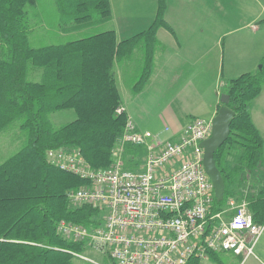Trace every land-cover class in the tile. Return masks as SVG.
I'll list each match as a JSON object with an SVG mask.
<instances>
[{
  "label": "trees",
  "instance_id": "16d2710c",
  "mask_svg": "<svg viewBox=\"0 0 264 264\" xmlns=\"http://www.w3.org/2000/svg\"><path fill=\"white\" fill-rule=\"evenodd\" d=\"M54 3L62 33L92 32L64 44L33 48L30 11L36 0H0V134L18 123L23 136L17 152L0 164V264H89L72 255L86 252L84 244L64 241L56 228L65 221L89 229L99 224L93 219L100 212L69 203V193L86 182L51 165L46 152L77 149L91 168H109L126 122V115L114 113L120 106L114 64L141 49L142 68L134 85L140 91L152 72L156 33L169 29L167 0H157L155 18L146 31L122 42L113 30L100 31L111 20L109 0ZM260 67L226 83V107L234 117L228 139L214 154L225 184L223 199L214 200L216 210L231 197L232 173L225 164L229 153L240 149L247 169L262 160V139L249 112L264 84V56ZM61 111H73L76 118L54 129L49 116ZM249 205L254 222L263 225L264 201Z\"/></svg>",
  "mask_w": 264,
  "mask_h": 264
},
{
  "label": "built area",
  "instance_id": "2783aa9c",
  "mask_svg": "<svg viewBox=\"0 0 264 264\" xmlns=\"http://www.w3.org/2000/svg\"><path fill=\"white\" fill-rule=\"evenodd\" d=\"M114 113L126 115L122 106ZM210 133L211 121L196 119L178 140L161 139L139 132L126 115L112 151L113 162L105 170L91 168L77 149L47 151L51 165L86 182L69 193V203L100 212L93 219L98 225L88 229L61 221L57 235L83 243L86 251L103 255L112 264H188L220 252L246 260L253 255L264 224L254 222L246 201L229 198L223 208L215 209L200 147ZM128 147L144 151L140 171L126 169ZM72 255L93 262L84 253Z\"/></svg>",
  "mask_w": 264,
  "mask_h": 264
},
{
  "label": "crops",
  "instance_id": "0c3cea01",
  "mask_svg": "<svg viewBox=\"0 0 264 264\" xmlns=\"http://www.w3.org/2000/svg\"><path fill=\"white\" fill-rule=\"evenodd\" d=\"M109 1L110 28L101 27L100 31L113 30L118 42L146 31L155 18L157 0ZM188 1L167 0L165 21L169 29L162 28L156 33L152 72L140 91L134 90V85L142 68L141 49H135L113 67L120 106L133 120L137 130L172 141L179 139L191 121H211L222 106L220 97L226 95L227 81L258 72L264 56L263 48L262 54L255 56L249 53L247 58L242 59L236 47L239 41H232L226 57L224 26L210 23L200 8L187 7ZM116 15L121 17L119 22L115 21ZM259 21L264 23L263 19L253 20ZM253 27L256 29L253 30ZM247 28L252 32L258 31L256 26ZM58 33H62L60 29ZM249 112L251 122L262 139V160L254 169H247L241 163V154L239 165L229 168L232 173L229 193L230 198L236 201L256 205L264 201V84L260 95L251 103ZM154 119L162 121L163 128L153 132L148 127L154 124ZM125 155L128 162L134 161L140 166L145 153L141 149H130ZM199 264H264V231L253 249V255L246 260L220 252L210 253Z\"/></svg>",
  "mask_w": 264,
  "mask_h": 264
},
{
  "label": "rangeland",
  "instance_id": "374dc122",
  "mask_svg": "<svg viewBox=\"0 0 264 264\" xmlns=\"http://www.w3.org/2000/svg\"><path fill=\"white\" fill-rule=\"evenodd\" d=\"M187 7L191 9L200 8L204 13L206 19L210 23H219L224 26L226 30L225 44L226 57L227 48H230L232 41H239L238 54L243 59L247 58L248 54L258 55L262 54L264 48V23L253 22L255 18L264 20V0H189ZM195 16V15H192ZM58 19L59 15L54 3V0H36V8L30 11V25L32 28L29 36L30 45L33 48H40L50 45H60L69 41L77 40L86 37L92 31H82L76 33H58ZM121 17L116 15L115 21L119 22ZM256 26L257 32H252L247 27ZM102 27L110 26L105 24ZM233 32L228 34V32ZM263 56V55H262ZM260 67V65L258 66ZM37 80L38 78H32ZM76 116L73 111H61L49 116L50 123L54 129H57L65 124L75 120ZM163 128V123L159 119H154V124L148 127L149 130H160ZM164 139V137H161ZM23 142V136L19 130V124H13L6 131L0 134V164L3 163L10 156L15 154ZM134 149V148H131ZM242 151L235 149L225 159V164L229 168L233 165H239V157ZM126 169L132 171H140V166L133 161L128 162L125 155ZM231 186V185H230ZM229 186L228 191H231ZM232 197V196H231ZM248 198H246L247 200ZM85 257L89 258L90 264H112V262L105 256L97 254L92 250L84 252ZM76 264H82L76 262Z\"/></svg>",
  "mask_w": 264,
  "mask_h": 264
},
{
  "label": "water",
  "instance_id": "95a60500",
  "mask_svg": "<svg viewBox=\"0 0 264 264\" xmlns=\"http://www.w3.org/2000/svg\"><path fill=\"white\" fill-rule=\"evenodd\" d=\"M258 69H261V67ZM220 103L222 106L211 120L210 137L200 144L203 149V170L212 184L217 201L223 199L225 184L220 171L216 167L214 154L228 139L231 120L234 117V113L226 107L228 103L227 95L220 97Z\"/></svg>",
  "mask_w": 264,
  "mask_h": 264
}]
</instances>
